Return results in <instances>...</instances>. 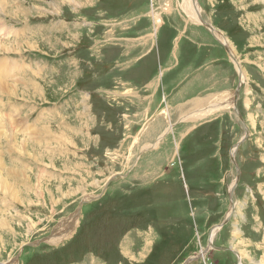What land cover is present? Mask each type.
I'll use <instances>...</instances> for the list:
<instances>
[{
  "label": "rangeland",
  "instance_id": "374dc122",
  "mask_svg": "<svg viewBox=\"0 0 264 264\" xmlns=\"http://www.w3.org/2000/svg\"><path fill=\"white\" fill-rule=\"evenodd\" d=\"M196 1L0 0V264H264V0Z\"/></svg>",
  "mask_w": 264,
  "mask_h": 264
},
{
  "label": "bare ground",
  "instance_id": "6f19581e",
  "mask_svg": "<svg viewBox=\"0 0 264 264\" xmlns=\"http://www.w3.org/2000/svg\"><path fill=\"white\" fill-rule=\"evenodd\" d=\"M183 5V9L186 11V13L190 16V18L191 19H193V20H195L196 22H199V23H202V21H201V19H200V17H201V12H200V8H199V6H198V3H197V1L196 0H184V3L182 4ZM203 18V17H202ZM105 20V19H104ZM157 22V21H156ZM205 22V21H204ZM209 27V26H208ZM214 32V34H218V36L221 38V37H224V41H225V43H227V44H225L224 46H225V49H226V51L228 52V50H229V48H232L230 45H229V42H230V40H228L227 39V37H225L223 34H221V33H219L217 30H215V29H212ZM2 31H0V33H1ZM222 39V38H221ZM233 46V45H232ZM235 49V48H234ZM230 52V51H229ZM231 54V53H230ZM232 57V60H233V62L234 63H236V65L237 66H239V62H238V60L235 58V56L233 57V56H231ZM1 64H3V61L2 62H0V65ZM5 73V72H4ZM6 75H9V74H7V73H5ZM242 74H243V71H242ZM241 74V75H242ZM9 79H11V80H13L14 78L13 77H11V75H9L5 80H9ZM242 80H241V84L243 83V78H241ZM7 82V81H6ZM10 81H8L7 83L8 84H10L9 83ZM240 84V83H239ZM28 85V84H27ZM10 86H13V85H11L10 84ZM14 91H15V88H10V87H7L5 84H1L0 83V95H7V96H10V97H13V94H14ZM233 102L234 101H232V103L231 102H228V103H226L225 104V106L224 107H228L229 105L230 106H232L233 105ZM231 103V104H230ZM234 106V105H233ZM234 109H236V107H234ZM217 110H221V108H219V107H213V108H208V109H206V110H202V111H197L198 113L197 114H195V115H193V116H190L189 117V119L191 120V119H193V120H197V119H201V118H205L207 115H208V112H214V111H217ZM16 110H12L11 112H10V116H8V118H10L11 116H13V113L15 112ZM214 114V113H213ZM202 115H204V116H202ZM12 121V120H11ZM255 121V120H254ZM20 128H23V127H21V126H19ZM19 128V129H20ZM1 133H3V128H2V131H1ZM23 133H26V134H28L26 131H23ZM33 133V132H32ZM28 136H30V135H28ZM14 139H16L15 137H13ZM9 140V141H8ZM6 141L9 143L10 142V139H6ZM17 141V140H16ZM36 141H37V139H36ZM18 142V141H17ZM19 143V142H18ZM20 144V143H19ZM23 145H25L26 146V144H23ZM19 146V145H18ZM25 148V147H24ZM10 149H13V148H10ZM26 149H27V147H26ZM25 149V150H26ZM14 151H17V150H15V149H13ZM1 151V150H0ZM4 153V152H3ZM29 153V155H31V153L30 152H28ZM1 156V155H0ZM5 156V155H4ZM3 156V161H2V159L0 158V168H1V170H4L5 169V167H6V165H7V163L4 161V157ZM14 160V159H13ZM25 168V167H24ZM11 169H13V168H10V170L8 169V173L7 174H9V172L10 171H12ZM25 170V169H24ZM22 171V170H21ZM15 172H18V173H20V171H17V169H15ZM15 172H13V173H15ZM24 173V172H23ZM16 174V173H15ZM22 176H20V177H17V176H13L12 177V179H13V181L15 182V184L16 183H18L19 181H20V178H21ZM29 177V176H28ZM1 178H5V177H1ZM23 178V177H22ZM28 180H29V178H27ZM25 181H27V180H25ZM23 182V181H22ZM29 183V182H28ZM31 184V183H30ZM10 186V185H9ZM11 187V186H10ZM28 188V187H27ZM11 191H9L11 194H12V196L14 195L15 197H16V195L17 194H19V193H17L16 191L17 190H13V189H10ZM15 193H17V194H15ZM63 195V194H62ZM19 198V197H18ZM234 206V208H232V210L234 209L235 210V205H233ZM67 226H65V228H63V231H64V233L66 232V231H68V232H70L71 230H73L71 227H73V224L72 223H69V224H66ZM1 227H2V225H1ZM216 228H221V227H219V226H217ZM215 236H216V230L214 229L212 232H211V240H213L214 238H215ZM231 250V249H230ZM236 253H237V255H238V257H239V259H240V261H241V257H240V255H239V253L237 252V251H235ZM204 258V257H203Z\"/></svg>",
  "mask_w": 264,
  "mask_h": 264
},
{
  "label": "water",
  "instance_id": "95a60500",
  "mask_svg": "<svg viewBox=\"0 0 264 264\" xmlns=\"http://www.w3.org/2000/svg\"><path fill=\"white\" fill-rule=\"evenodd\" d=\"M200 19H201V21L203 22V24H205V26H209V24L208 23H206V22H204V19L202 18V17H200ZM210 27V26H209ZM231 57V56H230ZM232 58V57H231ZM247 134H248V129H247ZM247 138V135L245 136V138L244 139H246ZM244 141V140H243ZM242 141V142H243ZM238 147V145L235 147V149ZM234 161V160H233ZM239 177H240V173H238V177H237V181L239 180ZM234 204H232V208H234V206H233ZM233 214H234V209L233 210H231V213H230V215L229 216H227V218L225 219V221L221 224V225H218L219 227H224L229 221H230V219H231V217L233 216ZM215 227H217V226H215ZM213 230V229H212ZM212 230H211V232H212ZM214 246H213V240H211V234H210V238H209V246H208V248L204 251V252H202L199 256H196V257H193V258H190V259H188L187 261H186V263L185 264H188L189 262H192V261H194V260H199L203 255H204V253L205 252H207L208 250H210L211 248H213Z\"/></svg>",
  "mask_w": 264,
  "mask_h": 264
},
{
  "label": "crops",
  "instance_id": "0c3cea01",
  "mask_svg": "<svg viewBox=\"0 0 264 264\" xmlns=\"http://www.w3.org/2000/svg\"><path fill=\"white\" fill-rule=\"evenodd\" d=\"M20 130L21 131H25V130H23V128H20ZM25 147H27V145L25 146ZM12 171H15V169H11Z\"/></svg>",
  "mask_w": 264,
  "mask_h": 264
}]
</instances>
